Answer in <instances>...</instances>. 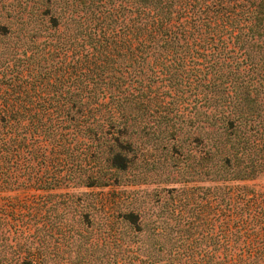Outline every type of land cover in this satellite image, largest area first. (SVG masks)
I'll return each mask as SVG.
<instances>
[{
  "label": "trees",
  "instance_id": "trees-1",
  "mask_svg": "<svg viewBox=\"0 0 264 264\" xmlns=\"http://www.w3.org/2000/svg\"><path fill=\"white\" fill-rule=\"evenodd\" d=\"M23 1L55 44L14 76V100L1 101L0 189L90 186L82 160L124 170L128 120L164 116L162 96L204 107L194 130L209 128L205 144L192 136L204 174L264 181V0ZM154 85L166 90L151 93ZM40 165L48 176H36ZM101 201L112 246L96 264H264V189L211 195L193 213L177 199L145 239L139 213Z\"/></svg>",
  "mask_w": 264,
  "mask_h": 264
},
{
  "label": "rangeland",
  "instance_id": "rangeland-1",
  "mask_svg": "<svg viewBox=\"0 0 264 264\" xmlns=\"http://www.w3.org/2000/svg\"><path fill=\"white\" fill-rule=\"evenodd\" d=\"M25 3L23 0H0V26L6 29L0 36V105L3 98L12 102L16 96L14 85L18 80L13 79L14 76L24 77L25 67H33L37 59L51 49V43L55 44L51 30L44 25L38 27V21L27 16L31 3ZM34 73L25 77L26 86H34L32 83L38 80ZM150 90L161 93L166 88L154 85ZM162 97L160 106L165 109L157 110L164 116L157 114L128 120L127 136L131 146L126 155L130 161L124 170L108 169L99 161L82 160L83 174L96 179L90 186L83 182L52 190L0 189V264H96L102 254L100 248L112 246L108 235L111 229L103 223V210L99 207L103 198L109 200L114 209L139 213L146 230L142 233L145 239L151 236L148 232L160 229L158 222L165 216V205L170 208V203L174 205L180 201L185 204V212L193 213L190 208L196 212L197 205L211 195H241L243 187L264 189L262 179L224 181L204 174L205 168L192 157L196 155L192 136L202 138L198 142L201 146L205 144V131L209 129L194 130L197 125L204 126L200 121H205L204 116L196 112L204 107L200 101L196 104L198 110L193 109V101L166 105L168 98ZM147 107L156 106L151 102ZM175 107L185 109L179 117L173 116V111L167 112ZM174 128L178 132L172 138L170 134ZM172 145L177 148L175 152L171 150ZM189 148L188 156L185 153ZM44 166L37 168L36 176L49 175H46L49 166Z\"/></svg>",
  "mask_w": 264,
  "mask_h": 264
}]
</instances>
